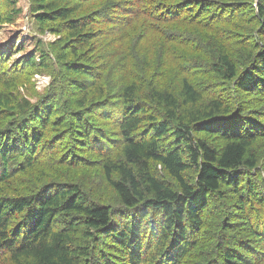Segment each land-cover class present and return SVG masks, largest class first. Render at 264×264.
I'll list each match as a JSON object with an SVG mask.
<instances>
[{
  "label": "rangeland",
  "instance_id": "obj_1",
  "mask_svg": "<svg viewBox=\"0 0 264 264\" xmlns=\"http://www.w3.org/2000/svg\"><path fill=\"white\" fill-rule=\"evenodd\" d=\"M80 1L83 7L78 14L95 16L98 22L94 25L99 29L97 39L89 46L67 40L59 20L39 23L29 0H0L1 96L14 102L27 100L33 106L31 114L14 113L1 120L0 138L4 137L9 150L21 152L25 150L20 137L23 130L33 145L42 136L31 166L21 171L10 164L11 176L2 192L43 194L79 187L90 203L112 211L108 230H93L98 236L91 247H97L99 257L105 255V264H123L117 253L120 246L111 236L139 210L131 212L121 204L103 170L104 161L122 145L118 123L124 102L120 94L131 83L141 90L140 97L151 88L174 92L186 78L206 100L221 96L223 103L230 104V116L241 112L257 122L262 134L253 144L256 167L232 172L230 184L209 194L200 212L201 227L189 236L194 246L181 264H231L223 258L228 248L244 264H264V57L259 56L264 53V0ZM136 12L140 20L133 22ZM103 16L109 22L103 23ZM221 46L235 61L237 74L248 69V64L255 65L262 77L254 89L240 91L233 82L217 77L213 66ZM30 55L35 65L27 63ZM70 62L83 65L88 73L72 72L66 67ZM75 82L84 85L83 91L74 87ZM137 103L155 111L147 99ZM40 116L44 126L37 120ZM149 168L154 177L177 188L159 163L150 162ZM197 174L195 166L183 173L191 184ZM248 182L254 188L251 197ZM239 202L243 208L237 207ZM18 216L12 227L22 221ZM161 219L154 209L145 215L141 226L144 253L155 246ZM59 226L54 224L55 229ZM250 228L255 233H249ZM97 260L82 259L81 264H101Z\"/></svg>",
  "mask_w": 264,
  "mask_h": 264
},
{
  "label": "trees",
  "instance_id": "obj_2",
  "mask_svg": "<svg viewBox=\"0 0 264 264\" xmlns=\"http://www.w3.org/2000/svg\"><path fill=\"white\" fill-rule=\"evenodd\" d=\"M29 1L34 18L39 23L59 20L67 32V40L89 46L97 39L99 29L95 30L94 25L98 22L95 16L78 14L83 7L80 0ZM208 9L205 7L204 10ZM140 16L136 12L131 19ZM99 17L102 18L101 15ZM102 22L109 20L103 16ZM259 56L264 57V53ZM27 63L35 65L33 55ZM74 63L71 65L70 62L66 67L81 75L88 73L83 65ZM213 67L218 78L233 82V87L240 91H251L262 77L256 73L253 63L237 74V65L223 46ZM74 87L79 91L84 89L81 82H75ZM140 91L134 83L122 89L120 97L124 102V112L118 123L122 145L113 157L103 163L104 175L121 204L131 212L139 210L129 223L112 233L111 239L120 246L117 253L123 264H181L194 246L189 236L191 231L201 227L200 212L207 206L209 194L230 184L232 172L256 167L258 159L253 152V144L262 134L261 126L242 116L241 112L230 116L233 112L230 104L223 103L221 96L206 100L204 94L186 78L174 92L151 88L140 97ZM1 95L2 92L0 121L9 114L33 112V106L27 100L14 102L11 98L3 99ZM142 98L147 99L155 111L152 112L151 106L137 103ZM37 120L44 126L42 116ZM20 137L25 144V150L21 152L9 150V146L2 142L4 137L0 138V264H81L82 259L98 258L99 263L105 264V255L99 257L97 247H91L90 243L98 236L94 231L103 233L111 224L112 211L108 206L90 203L76 186L43 194L16 192L7 195L2 192L11 176L10 164H16L21 171L31 166L35 148L42 139L39 137L33 145L26 130ZM150 162L159 163L176 182L177 188L154 177L150 173ZM191 166L198 169L194 184L183 175ZM253 191L252 184L248 182L250 197ZM243 206L244 203L237 204L239 209ZM149 209L159 211L162 219L155 246L144 253L141 226ZM18 215L22 221L12 227ZM56 223L60 224L57 229L54 228ZM248 231L254 232L252 228ZM223 258L231 264H244V260L230 248L225 250Z\"/></svg>",
  "mask_w": 264,
  "mask_h": 264
}]
</instances>
